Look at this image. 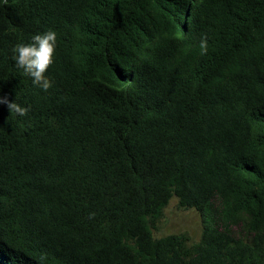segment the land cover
<instances>
[{"label": "trees", "instance_id": "1", "mask_svg": "<svg viewBox=\"0 0 264 264\" xmlns=\"http://www.w3.org/2000/svg\"><path fill=\"white\" fill-rule=\"evenodd\" d=\"M0 97V264H264V0H0Z\"/></svg>", "mask_w": 264, "mask_h": 264}, {"label": "clouds", "instance_id": "2", "mask_svg": "<svg viewBox=\"0 0 264 264\" xmlns=\"http://www.w3.org/2000/svg\"><path fill=\"white\" fill-rule=\"evenodd\" d=\"M56 42L57 33L53 30H47L43 33L34 34L31 42L18 43L12 49L16 66L23 69L24 73L32 78L33 84L44 91H48L53 86L51 79L46 76V72L53 64ZM200 50L201 55L207 54V35L201 36ZM0 104H6L9 113H15L17 116H25L28 111L26 107L15 101H9L6 97H0Z\"/></svg>", "mask_w": 264, "mask_h": 264}, {"label": "rangeland", "instance_id": "3", "mask_svg": "<svg viewBox=\"0 0 264 264\" xmlns=\"http://www.w3.org/2000/svg\"><path fill=\"white\" fill-rule=\"evenodd\" d=\"M181 232L188 234L190 243L199 241L203 233V219L196 209H180L178 198L173 197L165 207L163 217L156 222L153 233L162 237Z\"/></svg>", "mask_w": 264, "mask_h": 264}]
</instances>
